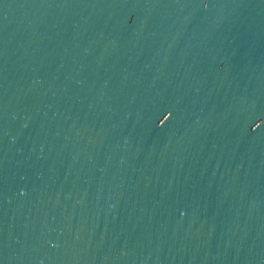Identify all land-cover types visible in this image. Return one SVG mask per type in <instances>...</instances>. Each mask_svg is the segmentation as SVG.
I'll return each instance as SVG.
<instances>
[{
	"label": "water",
	"instance_id": "water-1",
	"mask_svg": "<svg viewBox=\"0 0 264 264\" xmlns=\"http://www.w3.org/2000/svg\"><path fill=\"white\" fill-rule=\"evenodd\" d=\"M0 264H264V0H0Z\"/></svg>",
	"mask_w": 264,
	"mask_h": 264
}]
</instances>
